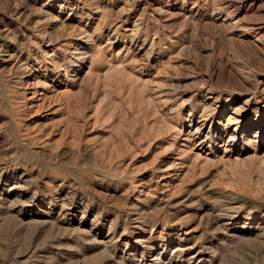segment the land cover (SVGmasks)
I'll return each instance as SVG.
<instances>
[{
    "label": "rangeland",
    "instance_id": "374dc122",
    "mask_svg": "<svg viewBox=\"0 0 264 264\" xmlns=\"http://www.w3.org/2000/svg\"><path fill=\"white\" fill-rule=\"evenodd\" d=\"M30 1L0 0V264H264V0ZM192 108L250 129L210 152Z\"/></svg>",
    "mask_w": 264,
    "mask_h": 264
},
{
    "label": "bare ground",
    "instance_id": "6f19581e",
    "mask_svg": "<svg viewBox=\"0 0 264 264\" xmlns=\"http://www.w3.org/2000/svg\"><path fill=\"white\" fill-rule=\"evenodd\" d=\"M30 1V0H29ZM31 2V1H30ZM20 17V16H19ZM21 18V17H20ZM27 20V19H26ZM248 29V28H247ZM117 31V30H116ZM252 32H254V30H251ZM82 33V32H81ZM84 35H86L84 38H86L87 41H85L84 43H87L89 42V40H92V36L85 32H83ZM82 34V35H83ZM112 35V34H111ZM110 35V36H111ZM109 37V36H108ZM262 37V36H260ZM133 39V40H132ZM132 43L135 42V45L137 44L138 46V49L140 52H145L147 53V58H148V49H147V46H146V40L147 38L144 40L143 44L139 45L137 41H135V35H134V38L132 36ZM111 39L109 38V41ZM108 41V42H109ZM112 41V40H111ZM84 43H81L83 44L80 45H73V52L71 53V58L77 60L76 57H80L81 55H87L88 54V47L87 46H84ZM71 44V43H70ZM76 44V43H75ZM6 45V44H5ZM4 44L0 43V48H2L4 50V57L2 58L4 64L5 63H9L10 61L12 60H16V61H21V57H22V54H23V49H14L11 48V49H7L5 47ZM134 45V44H133ZM19 46V45H18ZM72 46V45H71ZM81 46V47H80ZM153 47V46H152ZM150 48V47H149ZM147 49V50H146ZM12 50V51H11ZM90 50V49H89ZM70 51V49H69ZM3 52V51H2ZM89 55V54H88ZM92 55V54H91ZM86 58V57H84ZM93 58V56L91 57V59ZM94 59V58H93ZM92 59V60H93ZM61 63V62H60ZM14 66V65H13ZM12 66V67H13ZM65 66V65H63ZM60 67V66H59ZM58 68V67H57ZM194 108V107H193ZM193 108L191 109V112L189 113V119L181 122V125H182V128L181 130H179V135L183 134V126L184 127H187V131H188V138L185 139V140H189L190 142L191 141H195L197 140L198 142V146L199 147H208V150H210V152H215L214 151V146L217 144V142L219 140H223V142L225 143L226 146H229V143H232V142H236L238 141L239 139H241L244 135L245 132L249 131L250 127L249 128H243L241 127V124L242 122L240 121V119L238 117H229L227 119V122H226V127L225 129H222V125L224 123H221L219 122L218 124H216L214 121H212L211 117H210V114L208 113L207 110H204L203 113H201L199 116L197 114L196 116V112L193 114L192 111H193ZM239 113V112H238ZM176 117V116H174ZM174 119V118H173ZM172 119V120H173ZM258 124L255 126V128H251L252 131V137L253 138H250V142H254L255 144H258L259 142L262 143L264 141V117L263 118H259L258 119ZM173 123V122H172ZM175 127L176 124H174ZM169 126V125H168ZM172 126V124L170 125V127ZM169 127V128H170ZM172 128V127H171ZM172 130V129H171ZM169 131V130H168ZM248 133V132H247ZM177 135V134H176ZM227 135V136H226ZM226 136V140L224 139V137ZM246 136V135H245ZM223 138V139H222ZM228 144V145H227ZM237 144V143H236ZM231 220H235V216L231 217ZM254 222V220H253ZM253 222H251L248 226H246L245 228L246 229H252V231L256 232V226H253ZM256 225V224H254ZM179 250V249H178ZM194 259V257L192 258Z\"/></svg>",
    "mask_w": 264,
    "mask_h": 264
}]
</instances>
